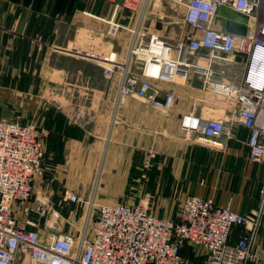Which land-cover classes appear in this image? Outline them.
<instances>
[{"label": "built area", "instance_id": "2783aa9c", "mask_svg": "<svg viewBox=\"0 0 264 264\" xmlns=\"http://www.w3.org/2000/svg\"><path fill=\"white\" fill-rule=\"evenodd\" d=\"M103 1L113 11L104 38L117 37L125 25L113 15H135L134 25L127 26L124 54L94 56L107 63L108 77L119 74L116 103L133 96L167 112L176 94L161 84L196 74L223 99L228 114L204 117L191 111L181 116L182 129L191 138L226 143L235 137L234 128L243 126L249 160L264 162V0H173L185 27L175 43L145 26L160 0ZM220 6L254 19L253 30L242 34L216 28ZM233 54L243 58L242 70L227 78L212 63H237ZM48 133L35 121L0 117V264H264L257 246L264 222V181L258 206L243 213L231 202L220 205L191 193L182 195L174 216L159 214L149 192L140 201L99 203L95 195L84 199L65 188L58 201L45 200L35 188L36 180L52 168L46 156ZM142 163L149 167L151 158ZM71 203L88 206L80 227L59 231L50 226L49 219L57 224L61 209ZM72 216L71 211L66 220Z\"/></svg>", "mask_w": 264, "mask_h": 264}, {"label": "crops", "instance_id": "0c3cea01", "mask_svg": "<svg viewBox=\"0 0 264 264\" xmlns=\"http://www.w3.org/2000/svg\"><path fill=\"white\" fill-rule=\"evenodd\" d=\"M154 10L146 28L177 42L185 28L182 18L163 3L157 14ZM111 15L103 0H0V117L38 121L50 132L46 143L52 168L36 180V191L52 201L70 188L84 199L95 195L99 203L135 202L141 191L130 185L135 157L138 165L151 158L155 169L167 174L172 193H191L220 205L231 202L242 213L257 207L264 162L249 160L247 130L236 126L235 137L222 143L191 138L181 127V116L191 111L204 117L228 114L223 99L209 92L200 76L161 84L176 94L167 112L133 96L116 103L119 74L108 77L107 63L94 58L111 51L103 36ZM126 15L120 13L117 20L133 26L134 16ZM247 21L239 11L220 6L214 26L228 30L246 27ZM94 36L103 43L88 49L94 47L87 43ZM128 37L113 44L118 57ZM232 56L237 63H212L227 78L242 70L240 56ZM69 210L61 209V216H70ZM257 246L264 259V222Z\"/></svg>", "mask_w": 264, "mask_h": 264}, {"label": "rangeland", "instance_id": "374dc122", "mask_svg": "<svg viewBox=\"0 0 264 264\" xmlns=\"http://www.w3.org/2000/svg\"><path fill=\"white\" fill-rule=\"evenodd\" d=\"M162 3L164 5L171 6L173 14L175 16H179L180 18H182V12L180 11L179 8H177V6L175 4L176 2H174L173 0H160L158 3H156V5L154 7L155 10L152 12V14H155V13L157 14L160 11ZM120 13H126L127 14L126 17L129 16L128 12L120 11L116 15H113L114 18L117 19L118 15ZM241 13L242 12H240V14ZM112 14H113V11H112ZM242 14H244V13H242ZM244 16L248 20L246 27H241V26L240 27H233V29L231 27L228 30L229 31L233 30V32H236V33L238 32V33H242V34H246L250 31H252L254 26H255L254 25V19H250V17L246 14H244ZM126 32H128L127 25H124L120 34L117 37H114V38L106 37V38H104V41H107L108 44L111 45V51L116 52V47L113 44L119 42V40L124 41L129 34ZM81 34L83 35L82 29L80 30L79 37L77 38V44L79 46L81 45V44H79V42L83 43V41L81 40V37H82ZM165 40L169 43H173L171 41H168L167 39H165ZM102 41H103V39L97 38L96 36H94V39H91V40H89V38H88L87 43L92 44V45L94 44V47L88 46V49L96 50L97 47H100V44L103 43ZM77 53L80 54L79 52H77ZM257 53H259L258 60L254 61V58H255ZM230 58H233V56L230 55ZM242 59L243 58L240 57V59H238V60H240V62L242 63L244 61ZM259 59H260V51L256 50V53L254 54V57H253V63L257 64ZM35 120H37V119H35ZM35 122H37L40 125V123L38 121H35ZM49 133H48L47 137L49 136ZM47 148H48V145H47ZM47 151H48V149H47ZM46 156H47V152H46ZM140 164L141 165H138L139 167H138L137 171L139 169L141 171L139 170V173L136 172L135 176L131 179V183H130V185H132L134 187H140V189H141L140 194H137V196H135L134 199L137 201H140L142 198H144V195L149 192L152 195V201H154L155 204H159V206L165 207V210L164 211L160 210L159 214L174 216L177 213L178 205H179L180 199L182 197L181 193H177V192L172 193L171 190L168 191V189L171 188V181H169L167 179V174L165 172L160 171V170H156L155 166L153 164L150 165L149 167H145L143 163H140ZM161 189H162V192H161ZM35 190H36V188H35ZM126 198H128V197H126ZM125 201H126V199H125ZM162 205H164V206H162ZM67 208L70 209L68 211V213L70 211L73 212V216L71 217L70 220H66L67 216H65L66 218L59 217L58 223L54 224L53 223L54 218H50L48 221L49 225L54 226L59 231H66V230H70V229L75 230L76 227H78V226L80 227V224H81L82 220L84 219V215L87 211L88 206L84 203H81L78 206L71 203V204L66 205L65 209H67ZM75 210H77V211H75ZM43 224L45 226L44 220H43Z\"/></svg>", "mask_w": 264, "mask_h": 264}, {"label": "trees", "instance_id": "16d2710c", "mask_svg": "<svg viewBox=\"0 0 264 264\" xmlns=\"http://www.w3.org/2000/svg\"><path fill=\"white\" fill-rule=\"evenodd\" d=\"M136 161H137V157H135V161H134V163H133V167H132V171H131V177L133 178L134 176H135V174H136V172L137 173H139V170L137 171V169H138V164L136 163ZM139 165H141V164H139ZM141 171V170H140ZM129 183H130V181H129Z\"/></svg>", "mask_w": 264, "mask_h": 264}, {"label": "clouds", "instance_id": "9594fccd", "mask_svg": "<svg viewBox=\"0 0 264 264\" xmlns=\"http://www.w3.org/2000/svg\"><path fill=\"white\" fill-rule=\"evenodd\" d=\"M258 57H259V53L256 54V56L254 58V61H257L258 60Z\"/></svg>", "mask_w": 264, "mask_h": 264}]
</instances>
